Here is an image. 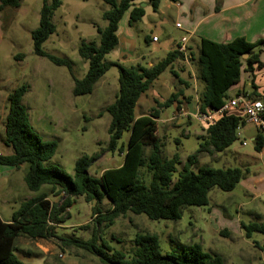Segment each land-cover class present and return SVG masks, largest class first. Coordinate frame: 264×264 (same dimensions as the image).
Segmentation results:
<instances>
[{
    "label": "trees",
    "instance_id": "16d2710c",
    "mask_svg": "<svg viewBox=\"0 0 264 264\" xmlns=\"http://www.w3.org/2000/svg\"><path fill=\"white\" fill-rule=\"evenodd\" d=\"M21 1L0 0V12L5 8H18ZM101 1L108 9L101 14L105 26L96 30L99 43L81 42L77 50L78 56L88 64L81 80L72 76L67 60L48 55L42 50V44L55 31L51 19L60 6V0H43L38 27L31 32L32 49L36 56L47 59L55 66L67 68L73 81V96L91 94L97 81L109 68L118 70L116 95L105 111L110 116L108 149H116L123 134H128L126 147H118V152L123 155L122 164L103 171L98 177L90 176L89 168L99 159V155L77 159L72 176L46 165L55 154L56 143L42 140L30 125L27 111L22 105L27 85L14 89L7 97L3 138V144L11 152L0 155V165L18 169L26 163L28 170L23 177L26 188L38 192L47 186L48 192L22 202L10 221L5 222L0 218V264H24L16 254V240L20 237L32 240L54 237L55 225L64 220L61 214L70 208L76 198H83L86 203L95 202L91 210L95 216L93 232L85 243L75 239H61V242L66 247L75 244L84 248L103 264H224L219 255L203 252L198 244L181 246L178 254L163 255L157 236L151 234H136L131 241L130 257H126L123 252L113 250L99 234L100 229L112 226L127 213L144 215L151 221H177L183 207L206 206L212 189L232 191L243 177L242 169L199 167L197 158L204 153L213 156L227 149L238 140L236 129L245 124L240 111L230 109L206 125L204 135L197 137L200 140L197 155L187 156L184 163L180 162L177 154L169 159L163 158V143L156 134L155 125L159 119L158 109L177 103L179 93H173L163 104L157 105L158 109L151 108L145 116L135 118L134 109L153 81L173 62L183 59L184 54L176 50L169 52L150 68L124 67L107 62L105 56L118 43L116 32L122 16L129 13L128 23L131 26L144 15L142 3L155 12L161 0ZM260 44L262 41L249 43L241 37L224 44L200 39L197 79L203 84V90L197 99L199 112L216 111L225 104L229 99L227 91L239 83L242 67L247 72L253 71V65L264 68L258 60V53H253ZM245 55L247 57L243 58ZM232 111H237V114ZM252 144L256 152H264V136L260 132L257 131ZM177 165H180V170L173 180ZM141 169L148 175L147 183L142 178ZM56 197H59L58 203H52L49 199ZM104 200L110 208L101 212L99 205ZM240 228L246 239H250L254 233L264 237V223H241ZM222 234L226 236L227 232ZM252 245L264 252V241L262 244L252 242Z\"/></svg>",
    "mask_w": 264,
    "mask_h": 264
},
{
    "label": "rangeland",
    "instance_id": "374dc122",
    "mask_svg": "<svg viewBox=\"0 0 264 264\" xmlns=\"http://www.w3.org/2000/svg\"><path fill=\"white\" fill-rule=\"evenodd\" d=\"M42 2L22 0L18 8H5L0 12V155L11 152L3 144L7 97L17 87L27 85L22 105L27 111L29 123L42 140L56 143L55 154L46 165L72 176L77 159L99 155L89 168V175L98 177L103 171L122 164L123 155L118 152V147H126L128 141V134L124 133L117 148L113 151L108 149L110 116L105 108L114 101L118 70L109 68L97 81L91 94L73 96V81L67 68L55 66L33 53L31 32L38 27ZM105 7L108 9L101 0H60V6L53 13L51 22L55 31L42 44V50L67 60L71 74L77 80L83 78L88 68L87 62L78 56V47L81 42L98 45L96 30L105 25L101 20V14L107 10ZM138 27L133 29L142 44L144 35L139 33ZM170 34L174 39L181 36L179 31ZM192 48L196 53L193 45ZM104 60H107L106 57ZM167 78L173 79L169 68L153 81V88L143 94L148 98L141 97L139 104L144 103L148 109H158L159 104L154 103L150 95L154 92L160 96L167 93L159 87ZM199 85L202 87L203 84L199 81ZM139 104L135 106L134 115L140 113ZM158 110L159 119L155 125L156 134L163 143V158L169 159L177 154L180 162L184 163L187 156L197 155L200 143L197 134L201 131V123L191 118L189 123L171 127V123L163 121L172 116L173 107L170 105ZM245 130L252 135L248 136L244 131L240 139L224 151L213 156L204 153L197 158L199 167L242 169L243 177L232 191L212 189L206 206L183 207L177 221H151L144 215L127 213L112 226L100 229L101 238L126 257H130L131 241L136 234H151L157 236L163 255L178 254L181 246L198 244L203 252L219 255L224 264H264V252L252 245V242L262 244L264 237L254 233L246 239L240 228L241 223H264V152H256L250 141L257 130L250 124H246ZM242 141L246 145H242ZM27 170L28 165L23 163L13 175L24 177ZM179 170L180 165H177L173 180ZM140 173L147 183L149 178L145 170L141 169ZM13 187L10 194L0 193V216L8 221L25 198H35L48 192L47 186L38 192H31L22 183L19 185V181L13 183ZM51 202L58 203L59 197L51 198ZM93 206L94 201L86 203L83 198H76L70 208L61 214L64 220L55 225L54 237L47 240L18 238L16 254L20 261L24 264H103L84 248L75 244L66 247L61 242V239H75L85 243L90 239L95 219L91 213ZM99 208L101 212H106L110 205L104 200Z\"/></svg>",
    "mask_w": 264,
    "mask_h": 264
},
{
    "label": "crops",
    "instance_id": "0c3cea01",
    "mask_svg": "<svg viewBox=\"0 0 264 264\" xmlns=\"http://www.w3.org/2000/svg\"><path fill=\"white\" fill-rule=\"evenodd\" d=\"M143 8V17L131 26L128 23L129 13L126 12V17H124L125 14L122 16L116 32L117 46L105 57L107 62L117 63L124 67L150 68L164 59L167 53L174 51L182 38H186L184 58L176 60L169 68L173 79L167 78L159 85L167 93L160 96L154 92V95H150L154 98H152L154 103L163 104L173 93H179L178 102L171 104L173 107L171 115L176 109L181 108L185 116L178 117L173 122H170L172 117L170 116L169 119L163 121L171 123V127L189 123V119L199 111L197 99L198 94L203 90V85L200 87L197 79L200 39L218 44L230 42L238 37L249 43L262 41L253 53H258V60L264 65V0H176L175 2L161 0L155 12L147 5ZM175 23H180L181 28H176ZM135 26H140L137 30L144 35L142 44L137 40V34L133 29ZM173 31H179L181 36L178 39L172 38L170 33ZM152 37H156L157 41L152 42ZM192 45L197 50L196 53ZM246 57L243 56V58ZM252 67V72H247L242 67L239 83L227 91L229 99L239 93H244L251 96L250 98L263 101L264 68L259 69L255 65ZM144 96L148 98V95L141 97ZM139 107L140 113L135 115V118L145 116L151 109L144 106V103L139 104ZM231 113L237 114V111ZM246 124L245 122L241 128V133L243 135L245 131L248 136H251L250 131L245 130ZM200 125L201 131L197 137L204 135L206 126ZM254 138L255 136L250 138V141L252 142ZM15 171L17 169L0 165V193L2 191L4 195L10 194L14 188L13 183H18V181L19 185L22 183L25 186L22 176L13 175ZM30 199L33 198L27 197L24 201ZM2 220L8 222V220Z\"/></svg>",
    "mask_w": 264,
    "mask_h": 264
},
{
    "label": "built area",
    "instance_id": "2783aa9c",
    "mask_svg": "<svg viewBox=\"0 0 264 264\" xmlns=\"http://www.w3.org/2000/svg\"><path fill=\"white\" fill-rule=\"evenodd\" d=\"M176 28H181L180 23L174 25ZM152 42H156L157 38L152 37ZM185 42L186 38H182L179 42V45L175 49L179 53H184L185 51ZM237 108L240 111L241 116L243 117L244 122L252 125L258 132L264 136V102L258 99L250 98L244 93H239L233 98L228 99L225 104L216 111H207V112H197L193 118L203 125H208L212 123L217 117L222 113ZM185 116L181 108L176 109L175 113L172 115L171 120H175L178 117ZM241 128L236 129V135L240 139L242 133ZM242 145H246L245 141H242Z\"/></svg>",
    "mask_w": 264,
    "mask_h": 264
},
{
    "label": "water",
    "instance_id": "95a60500",
    "mask_svg": "<svg viewBox=\"0 0 264 264\" xmlns=\"http://www.w3.org/2000/svg\"><path fill=\"white\" fill-rule=\"evenodd\" d=\"M144 6H145V4H144V3H142V4H141V7H144ZM244 57H246V56H244Z\"/></svg>",
    "mask_w": 264,
    "mask_h": 264
}]
</instances>
